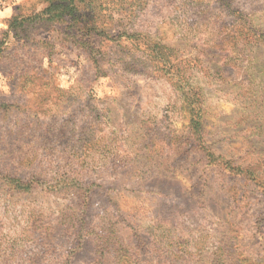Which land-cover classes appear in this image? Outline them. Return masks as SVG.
Instances as JSON below:
<instances>
[{
	"label": "rangeland",
	"instance_id": "obj_1",
	"mask_svg": "<svg viewBox=\"0 0 264 264\" xmlns=\"http://www.w3.org/2000/svg\"><path fill=\"white\" fill-rule=\"evenodd\" d=\"M63 3L0 0V264H264V0Z\"/></svg>",
	"mask_w": 264,
	"mask_h": 264
},
{
	"label": "trees",
	"instance_id": "obj_2",
	"mask_svg": "<svg viewBox=\"0 0 264 264\" xmlns=\"http://www.w3.org/2000/svg\"><path fill=\"white\" fill-rule=\"evenodd\" d=\"M62 1H64V3L58 9V13L56 15L60 16V17L70 16V17H72V19L76 18L77 13H79V12H77V10H76L75 3H76V1H80V0H62ZM53 6H54L53 3L51 2L50 5L48 6V8L46 9V11H48V13L51 12L53 10ZM250 65H251L250 74H251V76H254L257 73V68L254 67L255 63H250ZM248 95H250V93H245V94L242 95L245 98L244 99L245 100L244 101L245 105H247V103H249V101H251L248 98ZM247 118H249V117L247 116ZM259 120L262 121L261 125H263L264 124V120H262L261 118ZM235 127H236V125H235ZM235 130H236L237 133H242L241 131H238V127ZM244 131L245 132L249 131L250 133H254L253 131H251L249 129L248 130H244ZM233 133H234V131H233ZM251 136H252V134H251ZM245 137L248 138L246 135H245ZM248 143H252L251 144L252 148L255 147L254 146V142H248ZM208 155H209V157H212V159L207 161V163L205 164V167H206V170L207 171L210 170L209 173L211 172V174H212V173H215L216 169H217V168L216 169H212L210 167V164L216 158L215 157L216 153L211 152V150H209L208 151ZM221 155L224 156V157L221 156V158H226L225 156H229V155H225V154H221ZM229 157H227V159H229ZM230 160H233V158L230 157ZM230 164L232 165V161H230ZM239 164L240 165L237 166L236 169H238L242 173L245 172L247 174L246 176H247L248 179L253 180V178L256 177V176H253V175H256L258 170L255 168V165L253 163L246 164L245 162L244 163L240 162ZM242 164L245 165V166H243ZM219 166H216V167H219ZM229 167H231V166H229ZM208 174H207V176H208ZM207 176H206V178H207ZM229 183H230V190L229 191L227 190V192H222L221 193V195L223 197H225L226 199H228V200H230L233 197V193L234 192L238 193V190H237V188L235 186L236 178H231ZM209 187L210 186L208 184H206V181L203 182V186H201V188L198 191H195V186H192V188H191L192 191H193L192 198L196 200L195 205L197 206V208H195L194 210H195V212L205 210V211H208L209 214L214 215V217H218L219 218L220 216H219V210L217 209V206L219 205L220 201L222 200V198H220V189L216 190L213 187L214 188V194H209L210 192L205 191L206 189H209ZM228 192H229V196H228ZM237 197L238 196L234 197V200H233L234 203L237 200ZM186 212H189V210H186ZM112 217L117 219V216H112ZM116 224L117 225L119 224L118 220H117ZM116 224L115 223H111L110 226L108 225V226H106L104 228H101L100 229L101 233L99 235V237L101 239L100 240L101 241L100 248L103 249L102 258L107 259L106 255L108 254V252H111L112 254H115V255H113V260L112 261L109 260L110 264L119 263L117 261V259H116L117 255L119 253L126 252L127 251L126 249H132V250L133 249H140V246H141V243H142L141 239H138L137 241H134L133 239H131V241H132L131 243L124 244L122 239H121V236H120V229L116 228ZM169 230L171 231V233H173L174 239H176L177 241H180L181 239H183L180 236L177 237L176 234H174V232L171 229H169ZM214 230L218 234V237L221 234L223 235L222 237L219 238V240L217 238V240H218L217 242H219V247L223 250V248H225V246H226L225 243H224V240L227 238L224 234L225 233L229 234L230 233V229H228L227 231H223V230H221L220 226L219 227L217 226ZM219 247H218V249H219ZM122 257H123V255L121 256L120 261L122 260ZM105 261H107V260H105Z\"/></svg>",
	"mask_w": 264,
	"mask_h": 264
},
{
	"label": "clouds",
	"instance_id": "obj_3",
	"mask_svg": "<svg viewBox=\"0 0 264 264\" xmlns=\"http://www.w3.org/2000/svg\"><path fill=\"white\" fill-rule=\"evenodd\" d=\"M11 14V8H6L3 12H0V16H7V15H10ZM0 86H3L5 87V90H6V85H0Z\"/></svg>",
	"mask_w": 264,
	"mask_h": 264
}]
</instances>
